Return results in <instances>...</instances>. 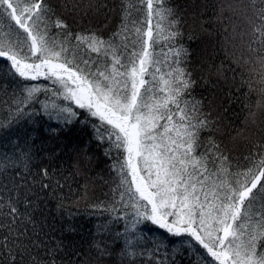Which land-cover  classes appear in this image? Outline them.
I'll list each match as a JSON object with an SVG mask.
<instances>
[{"label":"trees","instance_id":"obj_1","mask_svg":"<svg viewBox=\"0 0 264 264\" xmlns=\"http://www.w3.org/2000/svg\"><path fill=\"white\" fill-rule=\"evenodd\" d=\"M46 2L54 12L52 19L59 18L67 25V30L51 29L53 35L60 34V39L65 31L73 36L94 34L120 46L122 62L127 61L131 52L139 50V43L132 44L137 37L131 21L145 20L147 9L142 0ZM164 3L175 14L169 20H178V24L169 29L168 21L161 22L163 31L149 49L159 63L149 71L159 67L157 80L161 75L168 79L167 73L176 59L170 49L180 46L187 49L188 55L179 65L195 81L187 99L201 102L200 112L209 122L207 129L200 132L202 143L197 151L210 148L212 141L229 158L233 173L253 168L264 154V91H261L264 66L258 59L260 41L264 38L254 31L251 22L255 19L252 0H164ZM255 3L258 7L260 0ZM125 10L130 13L126 21L128 32L114 38L122 27ZM157 19L155 16L152 19L154 37ZM12 23L7 19L0 22V40L11 38L4 33ZM177 29L178 37L165 39L168 31ZM78 44L73 39L69 46L78 58L95 62L101 68L111 63L110 56L91 52L83 44L77 48ZM9 72L0 63V204L12 201L18 208L19 216L11 232L26 233L19 237V242L31 248L35 264H45L53 256L58 264L70 259L84 264H198L201 257L211 261L190 237L173 236L149 221L140 223L134 233L126 232V224L132 217H118L133 210L116 203L122 189L117 187L120 176L114 167L123 153L113 148L107 138H98V118L69 101L53 97L50 91L39 93V102L24 106V114L18 116L12 103L13 94H21L26 86L39 85L42 89L55 86L43 77L25 81L10 76ZM145 79L151 80V76ZM157 94L164 95L159 91ZM41 102L70 106L77 116L72 123L50 118ZM45 184L49 186L43 187ZM114 204L118 211L105 210ZM2 213L0 264H10L2 247L4 237H8L7 243L12 248L17 237L10 235L11 216L6 215L7 207ZM126 234L134 242L136 237H142L135 249L142 254L121 256ZM58 245H62V250ZM94 245L106 248L110 255L98 256ZM156 248L158 252L153 251ZM77 251L79 257L73 256ZM15 264H21L19 256ZM23 264H33L31 257L25 255Z\"/></svg>","mask_w":264,"mask_h":264},{"label":"snow or ice","instance_id":"obj_2","mask_svg":"<svg viewBox=\"0 0 264 264\" xmlns=\"http://www.w3.org/2000/svg\"><path fill=\"white\" fill-rule=\"evenodd\" d=\"M142 2L147 9L145 20L131 21L137 37L132 44L139 43V50L131 52L127 61L122 62L120 46L112 41L106 42L94 34L73 36L69 31H65L63 39L59 33L53 35V27L67 30V25L59 18L52 19L54 12L46 0H0V22L4 19L13 22L4 33L11 38L0 40V63L10 69L8 74L12 77L25 81L43 77L55 86L52 89L26 86L21 94H13L16 113L23 115L24 106L39 102L38 94L50 91L53 97L69 101L98 118V138H107L113 148L123 153L114 167L120 176L117 187L122 189L116 203L133 210L118 217H132L126 224V232L134 233L140 223L149 221L173 236H188L195 241L211 257V261L201 257L198 264H264V154L253 168L233 173L229 158L219 151V145L209 141L210 148L197 151L202 143L200 132L207 129L209 122L200 112L201 102L187 99L195 83L191 73L179 66L188 55L187 49L183 46L170 49L176 59L167 73L168 79L161 75L157 80L159 67L149 71L159 63L149 49L163 31L161 22L168 21V28L172 29L178 20H169L175 14L164 0ZM252 7L254 31L264 38V0H260L258 7L252 0ZM128 16L130 13L125 10L122 27L114 38L128 32ZM154 16L158 18L155 37ZM179 35L178 29L168 31L165 39L174 40ZM73 39L79 41L77 48L86 45L91 52L110 56L111 63L101 68L95 62L78 58L69 47ZM123 47L126 50L127 43ZM258 51V59L264 66V39ZM146 76H151V80L145 79ZM261 79L264 80V75ZM157 91L164 95H158ZM41 103L50 118L72 123L77 116L70 106ZM4 207L8 209L6 215L11 216L10 235L17 237L12 241L14 248L9 247L8 237H4L2 247L10 264H15L17 256L23 264L25 255L35 264L31 248L19 242V237L26 233L11 232L19 216L18 208L9 201L0 204V214ZM105 210L118 211L115 204ZM140 239L136 237L134 242L126 234L121 256L142 254L135 250ZM57 247L62 250V245ZM94 247L98 256L110 255L106 248ZM153 251L158 252L159 248ZM79 255L78 251L73 252V256ZM45 264L58 261L53 256ZM65 264L84 262L70 259Z\"/></svg>","mask_w":264,"mask_h":264}]
</instances>
